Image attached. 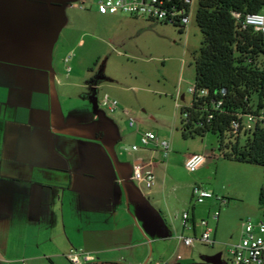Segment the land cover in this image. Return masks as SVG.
<instances>
[{
  "label": "crops",
  "instance_id": "0c3cea01",
  "mask_svg": "<svg viewBox=\"0 0 264 264\" xmlns=\"http://www.w3.org/2000/svg\"><path fill=\"white\" fill-rule=\"evenodd\" d=\"M62 7L0 0V264H70L72 250L90 263L145 264L180 233L171 227L165 238V226L150 223L153 206L179 191L171 150L143 146L144 124L131 146L120 144L117 116L96 111L103 105L89 66H66ZM137 165L154 172L151 190L135 179ZM190 217L184 229L181 216V237H199L205 218L196 207Z\"/></svg>",
  "mask_w": 264,
  "mask_h": 264
},
{
  "label": "rangeland",
  "instance_id": "374dc122",
  "mask_svg": "<svg viewBox=\"0 0 264 264\" xmlns=\"http://www.w3.org/2000/svg\"><path fill=\"white\" fill-rule=\"evenodd\" d=\"M53 1L63 5L57 12L64 16L67 45L72 50L65 53L69 62L66 66H73L75 61L79 68L89 66L90 80L103 78L97 89L99 100L109 96L119 103L114 113L104 106H98L96 111L117 116L120 144L131 146L128 136L142 124L160 142L170 144L171 175L178 182L179 191L153 206L150 223L152 227L158 223L165 226V232L161 231L165 238H171V227L180 233L173 234L170 241L165 240L152 260L166 264H232L229 251L232 244L241 240L242 222L249 219L264 222L259 205L264 168L225 159L218 147V137L212 133L187 138L182 135L180 109L192 103L195 60L203 39L196 22L199 0L191 1L190 21L182 32L172 25L145 18L121 13L103 15L98 11V0ZM89 94L93 95V91ZM89 104L94 112V100H89ZM126 112L135 118L134 128L129 127ZM224 143H228L227 137ZM200 153L207 156L208 165L195 173L189 172L184 157ZM195 186L227 198L228 203L221 206L214 198L197 204L192 196ZM193 207L216 232L213 246L198 241L192 247L184 244V237L194 236L189 231L180 236V219L185 211L191 213ZM216 211L221 214L218 221L212 218ZM202 231L200 227L199 236Z\"/></svg>",
  "mask_w": 264,
  "mask_h": 264
},
{
  "label": "trees",
  "instance_id": "16d2710c",
  "mask_svg": "<svg viewBox=\"0 0 264 264\" xmlns=\"http://www.w3.org/2000/svg\"><path fill=\"white\" fill-rule=\"evenodd\" d=\"M263 10L264 0H199L196 22L203 39L192 103L180 116L184 138L212 133L225 159L264 168V126L246 135L232 128L244 116L264 111V40L244 25L246 15ZM259 205L264 214V187Z\"/></svg>",
  "mask_w": 264,
  "mask_h": 264
},
{
  "label": "built area",
  "instance_id": "2783aa9c",
  "mask_svg": "<svg viewBox=\"0 0 264 264\" xmlns=\"http://www.w3.org/2000/svg\"><path fill=\"white\" fill-rule=\"evenodd\" d=\"M192 0H98V11L103 15L107 14H126L134 18H145L151 22H160L172 25L178 29H183L190 21V9ZM188 7V8H187ZM244 25L252 27L256 32L260 33L264 40V14L253 13L248 14L244 18ZM68 61V59H66ZM194 92V89L193 91ZM202 92L201 95H205ZM101 103L110 113H114L119 103L117 100L105 96L101 99ZM221 103H219V106ZM128 116L129 127H134L136 120L133 116ZM212 116H209V119ZM257 125L264 126V111L258 114H250L243 117L240 122L233 124V133L237 135H246L252 133ZM150 143H157L168 155L171 148L167 141L160 142L153 132H146L141 137V144L148 146ZM133 151L138 150V146L132 147ZM207 158L203 154H191L185 161L186 169L195 173L201 168ZM134 177L137 181L144 184L147 190H151L155 184V174L151 170L145 171L142 165L135 167ZM192 195L197 204H203L209 199H216L220 205L224 206L228 203V199L218 197L211 192L195 186ZM220 211L213 214V219L219 220ZM182 225L184 229H191V217L188 211L182 214ZM202 233L199 237H184V243L188 247H192L196 241L202 244L213 246L216 240L213 238L214 229L209 225L208 220L200 221ZM242 237L238 243L232 244L229 251L232 264H264V222H254L246 220L242 222ZM67 259L70 264H89L94 257L76 250H72ZM145 264H166L164 261H147Z\"/></svg>",
  "mask_w": 264,
  "mask_h": 264
},
{
  "label": "water",
  "instance_id": "95a60500",
  "mask_svg": "<svg viewBox=\"0 0 264 264\" xmlns=\"http://www.w3.org/2000/svg\"><path fill=\"white\" fill-rule=\"evenodd\" d=\"M99 82V79L98 80H95L94 81V86H97ZM95 101V100H94ZM95 103V102H94ZM213 261H216V260H213ZM90 264H121V263H114V262H98V263H90Z\"/></svg>",
  "mask_w": 264,
  "mask_h": 264
}]
</instances>
